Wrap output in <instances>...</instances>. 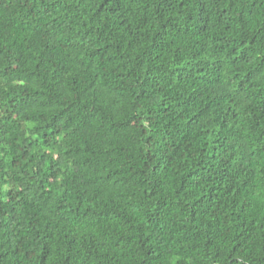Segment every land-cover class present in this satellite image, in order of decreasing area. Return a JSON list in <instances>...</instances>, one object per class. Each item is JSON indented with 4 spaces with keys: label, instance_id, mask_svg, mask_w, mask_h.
Here are the masks:
<instances>
[{
    "label": "trees",
    "instance_id": "obj_1",
    "mask_svg": "<svg viewBox=\"0 0 264 264\" xmlns=\"http://www.w3.org/2000/svg\"><path fill=\"white\" fill-rule=\"evenodd\" d=\"M0 264H264V0H0Z\"/></svg>",
    "mask_w": 264,
    "mask_h": 264
}]
</instances>
